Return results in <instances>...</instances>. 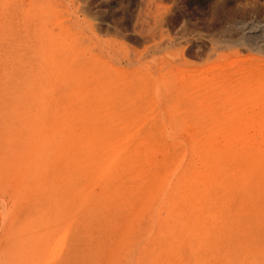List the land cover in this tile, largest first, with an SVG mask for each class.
Segmentation results:
<instances>
[{"label":"rangeland","instance_id":"obj_1","mask_svg":"<svg viewBox=\"0 0 264 264\" xmlns=\"http://www.w3.org/2000/svg\"><path fill=\"white\" fill-rule=\"evenodd\" d=\"M9 132L40 157L39 199L58 189L60 213L74 212L57 225L27 204L45 236L25 264H264V0H0ZM10 249L0 264H24Z\"/></svg>","mask_w":264,"mask_h":264},{"label":"bare ground","instance_id":"obj_2","mask_svg":"<svg viewBox=\"0 0 264 264\" xmlns=\"http://www.w3.org/2000/svg\"><path fill=\"white\" fill-rule=\"evenodd\" d=\"M72 1H74V0H72ZM71 2V1H70ZM83 9V8H82ZM86 10V9H85ZM85 12V11H84ZM63 13H64V11H63ZM79 12H77V14H76V16H77V18H79V14H78ZM82 13V12H81ZM68 14H70V13H68ZM74 14V15H75ZM85 14V13H84ZM146 15H147V13H146ZM149 15V14H148ZM68 16V15H67ZM66 16V17H67ZM157 16V15H156ZM69 17H70V15H69ZM76 18V19H77ZM163 18H164V16H163ZM80 19H82V18H80ZM79 19V20H80ZM69 20V19H68ZM95 20H97V19H95ZM64 21V20H63ZM83 21V20H82ZM156 21H157V19H156ZM60 22V21H59ZM64 22H66V21H64ZM78 22V21H77ZM79 22H81V21H79ZM148 23V22H147ZM80 24V23H79ZM94 24H96V23H94ZM97 25V24H96ZM97 27V26H96ZM156 31V30H155ZM92 33H94L95 35V38H97V36L96 35H98L97 34V32H95V30H94V32H92ZM152 34V33H151ZM163 34V33H162ZM69 35H71V34H69ZM164 35H165V37L164 38H166V39H168V37H167V35H166V33H164ZM163 35V36H164ZM92 36H93V34H92ZM246 36V35H245ZM247 37H249V36H247ZM246 37V38H247ZM75 38V37H74ZM250 38V37H249ZM248 38V39H249ZM110 39V38H109ZM66 40V39H65ZM81 40V39H80ZM113 40V39H112ZM111 40V41H112ZM169 40V39H168ZM109 41V40H108ZM161 41V40H160ZM248 41V40H247ZM251 41V40H250ZM68 42V41H67ZM107 42V41H106ZM110 42V41H109ZM110 44H112L111 42H110ZM160 44H161V42H160ZM160 44L156 41L155 43H154V46H156V48H158V45L160 46ZM236 44H238V43H236ZM231 45V44H230ZM233 45V44H232ZM232 45H231V47H232ZM69 46V45H68ZM124 46L126 47V45L124 44ZM238 46V45H237ZM225 47H228V46H225ZM230 47V46H229ZM228 47V48H229ZM147 48L149 49V48H151V47H148L147 46ZM160 48H161V46H160ZM130 49V48H129ZM133 49H135V48H132V50ZM151 49H153V48H151ZM72 50V49H71ZM83 50V49H82ZM136 50V49H135ZM147 50V49H146ZM240 50H241V48H240ZM123 51H126V50H123ZM122 51V52H123ZM144 51V50H143ZM143 51H142V53H143ZM149 51V50H148ZM232 51V50H231ZM237 51V50H236ZM261 51V50H260ZM259 51V52H260ZM73 52V51H72ZM133 52V51H132ZM136 52H139L138 50H136ZM145 52V51H144ZM225 52V51H224ZM258 52V51H257ZM134 53V52H133ZM223 53V52H222ZM233 53V52H232ZM129 54H131V52L129 53ZM134 54H136V53H134ZM140 54H141V52H140ZM177 53H175V55H176ZM227 54V53H226ZM92 55H93V53H92ZM91 55V56H92ZM112 55V54H111ZM136 55H139V54H136ZM174 55V56H175ZM179 56H181L180 54H178ZM178 55H176V57L178 58ZM237 55V54H236ZM241 55H242V53H241ZM87 56H88V54H87ZM107 56V55H106ZM123 56V55H122ZM128 56V55H127ZM141 56H142V54H141ZM234 56V55H233ZM243 56V55H242ZM81 57H83V56H81ZM218 57H219V55H218ZM220 57L222 58V56L220 55ZM219 57V58H220ZM107 58H108V56H107ZM114 58H119V57H114ZM122 58V57H121ZM138 58V60H136V61H139L140 59V57H137ZM231 58V57H230ZM234 58V57H233ZM242 58V57H241ZM115 59V60H116ZM122 59H124V58H122ZM126 59V58H125ZM124 59V60H125ZM130 59H132V58H130ZM182 59V58H181ZM184 59V58H183ZM235 59V58H234ZM233 59V60H234ZM237 59V58H236ZM103 60V59H102ZM110 60V56H109V59H108V61ZM111 60H113V59H111ZM110 60V61H111ZM229 60L230 59H228V57H227V60L226 61H224V62H226L227 63V61H228V63L227 64H229ZM109 61V63L111 64L112 62H110ZM132 61V60H131ZM130 61V62H131ZM232 61V60H231ZM231 61H230V64H231ZM134 62V61H133ZM140 62V61H139ZM109 63H108V68H110V65H109ZM185 63V62H184ZM209 64H211V65H213V67H215L214 66V63L212 64V63H210V62H208ZM221 63V62H220ZM225 63V64H226ZM113 64V63H112ZM120 64V63H119ZM118 64V65H119ZM131 65L133 64V63H130ZM224 63L222 62V65H223ZM237 64V63H236ZM80 65V64H79ZM116 67H118L117 66V64H114ZM114 65H113V67H114ZM122 64H120V66H121ZM196 65V64H195ZM190 66V65H189ZM232 66H233V63H232ZM116 67H114V68H116ZM122 67V66H121ZM120 67V68H121ZM176 67V66H175ZM191 67V66H190ZM212 66H208V68H207V65H206V67H205V69L207 68V69H211V68H213ZM173 68V67H172ZM177 68V67H176ZM195 68V67H194ZM60 69H63L62 67L60 68ZM59 69V70H60ZM129 69V68H128ZM178 70H179V67L177 68ZM186 69V68H185ZM168 70H169V68H168ZM171 70V69H170ZM70 71V70H69ZM141 71V69H139V70H137V69H133V70H127L126 72H127V74H128V77H130V78H134L135 77V75H137V73H139ZM176 71V70H175ZM195 71V70H194ZM184 72V71H183ZM187 73V72H186ZM86 74H87V76H88V73L84 70V71H82L81 72V75L82 76H86ZM168 74H169V72H168ZM172 74H173V72H172ZM179 74L180 73H178V75H177V77H178V80L181 78L182 79V77H180L179 76ZM188 75H190V73H188ZM187 75V76H188ZM59 76H60V74H59ZM175 76H176V74H175ZM180 77V78H179ZM184 77H186V76H184ZM183 77V78H184ZM68 78V77H67ZM187 78H190L189 76L187 77ZM69 79V78H68ZM180 79V80H181ZM87 80V79H86ZM183 80V79H182ZM191 80H192V78H191ZM177 81V80H176ZM193 81H194V78H193ZM131 82V81H130ZM180 82V81H179ZM67 83V82H66ZM79 84V83H78ZM158 83L157 82H155V85H157ZM53 85V84H52ZM165 85H167L166 83H165ZM164 85V86H165ZM29 88V87H28ZM48 90H50V89H48ZM183 91V90H182ZM31 94H32V92H30ZM233 95H234V93H233ZM237 95V94H236ZM38 96V95H37ZM166 97H168V95H166L165 97L163 96V93L159 90L156 94H154V97L152 98L153 99V101L154 100H158L159 101V104H160V102L161 101H163V100H165L166 99ZM236 97V96H235ZM40 98H42V95H40ZM130 100V99H129ZM168 101L169 100H167L166 99V103H168ZM149 103V102H148ZM145 104V103H144ZM166 105V104H165ZM149 106V105H148ZM150 106H151V104H150ZM151 111H152V109H151ZM154 112V111H153ZM162 117H164V116H162ZM129 126V125H128ZM130 127V126H129ZM169 127V126H168ZM34 141H35V143H37V144H39V146H41L42 147V150L44 149V150H47V147H46V144H45V142H46V139L45 138H41V137H36L35 136V139H34ZM90 142L92 141L91 139L89 140ZM30 139L26 136V134L24 133V134H22V135H20L19 137H16V135H13V132H9L8 133V135H7V137L6 138H4V134L2 133V134H0V185H1V183L4 181V184L6 185L5 187L7 188V189H9V191L10 192H8V193H6L2 188L4 187V184H3V187L2 188H0V191L3 193V194H5V195H8V196H12V199H13V202L12 201H10V204L12 205V207H13V210H12V212L10 211V210H7V209H5V208H7V207H4V209H2V210H7V212L8 211H10V212H8V214L7 215H5L6 214V212L4 213V211H3V213H2V211H0V222H1V220H2V225H4L6 222L7 223H9L8 225H12L11 226V228H10V232H7V234L9 233V235L4 239L3 238V240L1 241V243H0V255L3 253V254H5L4 256H6V257H8L9 256V252L7 253V251H8V249L10 248V246H11V248L13 249L12 251H11V249H10V251H11V254H10V261L12 262L13 260H14V257H16L19 253H20V257H22L21 256V254H24L25 255V257H23V262H24V264H25V262L26 261H28V257L29 256H27L26 257V254L27 253H30V255L32 254L33 255V251L31 250V248L33 247V249H34V246H31L30 247V243L31 244H34V243H32L33 241L31 240V239H34V238H32V237H34L36 234H39V233H42V234H39V235H41V236H45V234H44V231L42 232V230H43V228H42V230L40 229V227H42L41 225H39L38 224V222L37 221H35L34 220V217H32L31 216V213L33 212L34 213V211H31V212H29L28 211V209L26 208V206H27V204H29L30 202L33 204V203H37V201H38V199H39V194L41 193V192H43L44 191V189H43V191H41V187H39V186H41V184H40V176H41V171H40V169H39V167H38V165H37V162H38V160L40 159V157H37L36 156V154H31L30 153ZM227 142H229V141H227ZM258 143V142H257ZM75 144H77V143H75ZM14 145H17L16 147L17 148H21L22 149V153L21 154H15V153H12V150H13V147H14ZM134 151H137V150H134ZM138 152V151H137ZM264 152V151H263ZM258 155H260V154H258ZM263 155V154H262ZM75 157V156H74ZM137 157H139V156H137ZM264 157V156H263ZM42 159H44L45 160V164H46V166H48V164L51 162V160L49 159V158H42ZM74 163V162H73ZM10 166V167H9ZM11 166H13L14 168H17L16 170H21V172L19 171V172H14V173H11L8 169L9 168H12ZM74 166V165H73ZM247 172V171H246ZM243 173V172H242ZM40 174V175H39ZM58 174V173H57ZM242 175V174H241ZM245 174H243V176H244ZM55 176V175H54ZM59 177V176H58ZM264 177V176H263ZM257 179V178H256ZM246 181V180H245ZM241 182V181H240ZM42 183V182H41ZM40 184V185H39ZM43 184V183H42ZM49 186H51V185H49ZM48 186V187H49ZM56 186V185H55ZM5 187H4V189H5ZM42 187H44V185L42 186ZM45 188V187H44ZM54 188H56V187H54ZM59 188V187H58ZM67 188V187H66ZM64 189V188H63ZM54 190V189H53ZM51 191H52V189H51ZM0 192V193H1ZM45 192H47V191H45ZM253 192V191H252ZM48 193V192H47ZM53 194V197L51 198V199H49L48 200V202H47V198H44L43 199V197H42V199L40 200L39 199V201L38 202H43V203H45V204H43V206L44 207H46L47 206V211H48V214H49V216H47L49 219L48 220H52V221H54V223L56 224L57 223V225L59 224V222H61V221H59L60 220V217H61V220L62 221H64L63 219H62V217H63V213H65V212H62V214L60 213V206L61 205H63V204H61V201H62V199H61V197H60V195H59V193H58V189H57V192L56 191H54V193H52ZM246 194H248V192L246 193ZM0 195H2V194H0ZM73 195V194H72ZM254 197H253V199L255 200V201H257V202H259V203H264V191H261V190H254ZM44 196V195H43ZM0 197H2V196H0ZM239 199L240 200H242V198H243V196H242V194H240L239 196ZM63 198H65V197H63ZM245 199H246V197H245ZM6 200H8V199H6ZM6 200H5V202H6ZM1 201L3 202L4 201V198H2L1 199ZM68 201V200H67ZM76 201V200H75ZM71 202H72V205H73V201L71 200ZM1 203V202H0ZM4 203V202H3ZM9 203V202H8ZM12 203H14V204H12ZM38 204V203H37ZM61 204V205H60ZM67 204H69V203H67ZM77 204V201L75 202V205ZM81 204V203H80ZM1 205V204H0ZM3 205V204H2ZM10 205V206H11ZM13 205H15V206H13ZM72 205H71V207H72ZM33 206V205H32ZM78 206V205H77ZM12 207L10 208V209H12ZM28 207V206H27ZM36 207V206H35ZM34 207V208H35ZM43 207V208H44ZM67 207V206H66ZM69 207V206H68ZM33 208V209H34ZM9 209V208H8ZM64 209V208H63ZM72 209V208H71ZM37 210V209H36ZM39 210V209H38ZM43 211V210H42ZM62 211V210H61ZM69 211V210H68ZM38 213V212H37ZM43 213V212H42ZM42 213H40V215L42 214ZM241 213H243V212H241ZM44 214V213H43ZM43 214H42V216H43ZM65 214H67V217H68V214H70V213H68V212H66ZM73 214H74V212H71V214H70V218H69V222L68 223H73V220H74V216H73ZM35 215V214H34ZM39 215V214H38ZM62 215V216H61ZM41 216V217H42ZM51 216V217H50ZM38 217V216H37ZM44 217H46V216H44ZM46 217V218H47ZM66 217V216H65ZM66 217V218H67ZM244 217V216H243ZM246 217V216H245ZM2 218V219H1ZM39 218V217H38ZM238 218V217H237ZM44 219V218H43ZM5 220H6V222H5ZM37 220V219H36ZM67 221V220H66ZM5 222V223H4ZM6 223V224H7ZM44 223V222H43ZM42 223V224H43ZM236 223V222H235ZM5 224V225H6ZM1 225V224H0ZM50 225V224H49ZM62 225H63V223H62ZM64 225H66V223L64 224ZM67 225H69V224H67ZM4 227V226H3ZM3 227H2V231H0V232H4L5 233V231H6V229H5V231L3 230ZM7 227V226H6ZM44 227V229H45V225L43 226ZM48 227V226H47ZM59 227V226H58ZM65 227V226H64ZM64 227H62V228H64ZM67 227V226H66ZM61 228V229H62ZM53 230H54V228H52ZM67 229H68V227H67ZM67 229H66V232H67ZM49 230V229H48ZM26 231V233H27V235L28 236H26V237H24L23 236V232H25ZM46 231H47V228H46ZM63 231H64V235H66L65 234V230L63 229ZM63 231H61V234H62V232ZM52 233V232H51ZM1 234V233H0ZM6 234V235H7ZM25 234V233H24ZM1 235H3V233L1 234ZM50 235V234H49ZM52 235V234H51ZM38 236V235H37ZM5 237V236H4ZM30 237V238H29ZM63 237V239H65V237L63 236V235H61L60 236V239ZM1 236H0V240H1ZM47 238V237H46ZM69 238V237H68ZM39 241H41V239H39V237L37 238ZM36 239V237H35V240H36V242H35V244L37 243V242H39L38 240ZM43 239V238H42ZM48 239V238H47ZM255 239V238H254ZM31 240V241H30ZM43 241H44V239H43ZM56 241V240H55ZM62 241V244H63V246H64V241L65 240H61ZM241 241V240H240ZM30 242V243H29ZM58 242H59V238H58ZM60 243V242H59ZM254 243V242H253ZM38 244V243H37ZM66 244V243H65ZM70 244V243H69ZM43 245H44V242H43ZM47 244H45V246H46ZM61 245V244H60ZM67 245V244H66ZM44 246V247H45ZM57 246V245H56ZM62 247V246H61ZM56 248H58V247H56ZM35 249H38V248H36V246H35ZM34 249V250H35ZM42 249V248H41ZM32 251V253H31V251ZM57 250H59V249H57ZM15 252V253H14ZM37 252V251H36ZM16 254V255H15ZM27 255H29V254H27ZM1 256H3V255H1ZM36 255H35V253H34V255H33V257H35ZM38 256V255H37ZM36 256V257H37ZM18 257V256H17ZM35 257V258H36ZM3 258V257H2ZM9 258V257H8ZM26 258V260L24 261V259ZM18 260L17 261H19V262H21L20 261V259L19 258H17ZM32 260H33V258H31ZM31 259H30V257H29V260L31 261ZM6 261H7V259H6ZM16 261V262H17ZM30 261H29V263H30ZM58 261V260H57ZM22 262V263H23ZM36 262V263H35ZM44 262V261H43ZM258 262V261H257ZM263 262V261H262ZM0 263H1V260H0ZM5 264H6V262H4ZM18 263V262H17ZM29 263H26V264H29ZM34 264H38V262H37V260L35 261L34 260V262H33ZM32 263V264H33ZM8 264H10V262L8 261ZM11 264H16L14 261L11 263ZM39 264H41V263H39ZM44 264H46V262L44 263ZM61 264V263H60ZM64 264V263H63Z\"/></svg>","mask_w":264,"mask_h":264}]
</instances>
